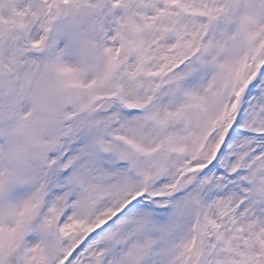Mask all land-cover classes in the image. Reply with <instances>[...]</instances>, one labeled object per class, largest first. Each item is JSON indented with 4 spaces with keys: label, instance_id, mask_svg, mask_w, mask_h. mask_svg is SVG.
Masks as SVG:
<instances>
[{
    "label": "snow or ice",
    "instance_id": "6c2138e0",
    "mask_svg": "<svg viewBox=\"0 0 264 264\" xmlns=\"http://www.w3.org/2000/svg\"><path fill=\"white\" fill-rule=\"evenodd\" d=\"M0 264H264V0H0Z\"/></svg>",
    "mask_w": 264,
    "mask_h": 264
}]
</instances>
